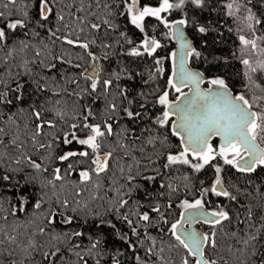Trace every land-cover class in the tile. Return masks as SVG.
Wrapping results in <instances>:
<instances>
[{"label":"snow or ice","instance_id":"snow-or-ice-1","mask_svg":"<svg viewBox=\"0 0 264 264\" xmlns=\"http://www.w3.org/2000/svg\"><path fill=\"white\" fill-rule=\"evenodd\" d=\"M0 264H264V0H0Z\"/></svg>","mask_w":264,"mask_h":264},{"label":"trees","instance_id":"trees-1","mask_svg":"<svg viewBox=\"0 0 264 264\" xmlns=\"http://www.w3.org/2000/svg\"><path fill=\"white\" fill-rule=\"evenodd\" d=\"M150 2H151V3H156V0H150ZM254 2H255V0H254ZM261 7H262V5L259 4V3H257V8H261ZM254 10H255V9H254ZM211 17H212V19H219V17L217 16V13H216L215 11H213V12L211 13ZM173 18H179V16H177V15L174 14L173 17H170V19H173ZM151 22H152V23H155L154 20H152ZM227 23H228V24H232V21H231V20H228ZM131 31H132V32H135V29H131ZM138 37H139V33H135V35H134V39H135V38H138ZM196 39H199V37H196ZM238 43H239V42H238V39H237V35L234 34V33H229V32L225 29V30H224V35H223V43L220 44L219 47H217L216 49H214V51H215L216 54H218V55L228 56V55H230V53H231L232 51H234V50L237 49V47H238ZM169 46H170V47H173L174 44L170 42ZM209 66H210V65H208V64H204L203 67H204V68H208ZM240 67H241V66H240L238 63L235 64V68H236V69H239ZM230 83L235 84L237 88L240 87V82H239V80L236 79V78H233L232 81H231ZM207 174L210 175L211 173L208 172ZM205 178H206V177H205Z\"/></svg>","mask_w":264,"mask_h":264},{"label":"rangeland","instance_id":"rangeland-1","mask_svg":"<svg viewBox=\"0 0 264 264\" xmlns=\"http://www.w3.org/2000/svg\"><path fill=\"white\" fill-rule=\"evenodd\" d=\"M207 183H211V180H206Z\"/></svg>","mask_w":264,"mask_h":264}]
</instances>
